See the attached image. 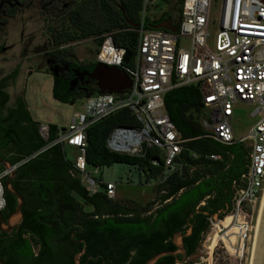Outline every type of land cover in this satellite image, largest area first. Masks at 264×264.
<instances>
[{"label":"trees","instance_id":"1","mask_svg":"<svg viewBox=\"0 0 264 264\" xmlns=\"http://www.w3.org/2000/svg\"><path fill=\"white\" fill-rule=\"evenodd\" d=\"M143 1L119 0L118 21L112 25L111 13L103 3L101 11L108 25L94 32L89 18L86 21L80 18L85 28L63 31L67 36L64 43L112 33L113 44L133 55L137 34L123 17L137 24ZM170 16L165 13L157 20L144 19V27L148 29ZM78 34L81 36L76 37ZM102 40V37L96 40L98 46ZM52 95L65 104L77 100L56 88ZM20 102V120L10 121L9 115L0 120V145H11L16 153L11 163H20L11 185L23 197L19 234L0 255L4 264H73L74 255L84 246L80 264H145L160 252L175 251L171 239L177 232L184 235L186 257H190L209 225V218L201 212L214 215L221 211L220 220L230 212L233 187L240 184V177L246 172L249 148L241 143L222 145L203 137L205 132L194 118V114L203 110L197 87L174 88L163 97L170 121L180 138L188 140L175 161L173 172L166 178L162 167L151 166L156 149H147L143 158H135L111 153L106 148V139L113 128L135 124L127 110L115 112L86 131L89 167L137 166L142 171L139 178L145 183L158 180L156 198L139 208L123 207L116 200L108 199L103 191L89 195L80 184V176L66 160L63 146H51L40 152L46 143L38 134L37 123L32 124L23 98ZM48 127L50 142L56 137L57 126ZM211 155L217 159L210 160ZM5 200L4 211L13 212L15 198L5 192ZM197 210L200 212L195 213ZM155 264L176 262L175 258L164 256Z\"/></svg>","mask_w":264,"mask_h":264},{"label":"built area","instance_id":"2","mask_svg":"<svg viewBox=\"0 0 264 264\" xmlns=\"http://www.w3.org/2000/svg\"><path fill=\"white\" fill-rule=\"evenodd\" d=\"M176 27L174 33L146 29L141 17L132 28L137 45L127 64L124 57L128 52L113 44L112 33L103 34L95 63L118 68L130 79V89L122 95L105 93L84 98L81 112L72 116L67 127L58 129L53 141H48L49 127L39 125L38 134L46 143L40 152L56 145L74 148L72 168L80 176L81 186L89 195L103 191L114 200L116 182L104 181L102 169L86 163V131L115 112L127 110L135 124L113 128L106 148L135 158H143L147 149H156L151 166L162 167L166 178L188 140L180 138L170 121L163 97L174 88L195 86L208 115L207 120L199 121L203 137L222 145L241 143L249 148L246 172L240 184L233 187L229 212L240 225L243 242L247 219L260 204L264 180V0H181ZM212 27L216 32L208 47ZM238 103L253 107L251 116L258 118L241 138H235L230 125ZM208 158L217 159L212 155ZM126 166L142 174L137 166ZM9 171L0 166V212L6 207L3 181Z\"/></svg>","mask_w":264,"mask_h":264},{"label":"flooded vegetation","instance_id":"3","mask_svg":"<svg viewBox=\"0 0 264 264\" xmlns=\"http://www.w3.org/2000/svg\"><path fill=\"white\" fill-rule=\"evenodd\" d=\"M103 3L111 13L110 24H116L120 9L119 0H0V120L8 115L10 121L21 119L22 95L16 96L12 105H9L10 96L7 89L24 67L26 78L38 73L49 75L52 88L74 98L84 99L90 96L91 91L97 92V81L88 78L86 74L94 69L95 55L99 49L96 40L102 35L94 34L87 39L64 43L67 36L65 37L63 31L85 28L86 18H89L94 32L106 27L108 22L103 18L101 11ZM122 12L124 15V11ZM80 18L85 20L80 21ZM123 19L129 25H134L125 17ZM16 22L20 24L21 29L14 37V42L10 27ZM173 23L176 25L177 21ZM32 25L34 31L26 34L25 31ZM79 36L81 35H76ZM80 43L90 46V59L87 62L78 61L75 57L73 44ZM9 63H14V66L5 73L3 67ZM92 65V69H89ZM23 92L24 90L22 94ZM31 122L35 123L32 120ZM1 141L0 138V143ZM12 150L11 145H0V158L11 167L14 166L11 161L15 157ZM4 182L5 179L3 185ZM4 210L0 212V216L3 222L7 223L12 212ZM18 234L19 226L7 233L0 228V255H3Z\"/></svg>","mask_w":264,"mask_h":264},{"label":"rangeland","instance_id":"4","mask_svg":"<svg viewBox=\"0 0 264 264\" xmlns=\"http://www.w3.org/2000/svg\"><path fill=\"white\" fill-rule=\"evenodd\" d=\"M180 0H144L139 17L153 19L159 15L169 13L173 16V21L179 20ZM11 36L19 33L21 27L19 23L11 25ZM39 28V26H37ZM32 25L26 34L32 33ZM216 29L212 27L208 34L207 45L211 47L212 39ZM73 51L78 61L87 62L90 59L89 48L86 43L73 44ZM14 63L5 64L4 72H8ZM25 68V67H24ZM24 68L17 76L13 84H9L8 93L10 104L16 96L22 95L28 109L31 120L37 125H56L61 128L68 126L72 116L82 110L83 99H77L72 104H65L56 101L52 95V81L49 75L42 73L33 74L29 78L25 77ZM5 72V73H6ZM25 77V78H24ZM24 88V89H23ZM253 107L238 103L233 109V116L230 119L235 138H241L247 134L249 129L255 124L258 118L251 116ZM194 118L207 120V111L202 110L199 114H194ZM66 160L73 164L76 151L71 147H64ZM103 180L106 182H116L115 198L120 205L127 208H139L156 198L155 185L141 184L139 174L131 167L123 164H114L110 168L101 170ZM157 205V203L155 204ZM154 205V206H155ZM259 206L256 213L246 222V234L243 242H240L242 233L235 217L226 214L219 222L212 224L209 222L206 232L202 235L201 242L196 252L187 257L182 264H249L251 250L258 218ZM243 221V220H241ZM36 252V249L34 250Z\"/></svg>","mask_w":264,"mask_h":264},{"label":"water","instance_id":"5","mask_svg":"<svg viewBox=\"0 0 264 264\" xmlns=\"http://www.w3.org/2000/svg\"><path fill=\"white\" fill-rule=\"evenodd\" d=\"M132 28H136V24L131 25ZM151 29L154 30H165L168 32H176L177 27L173 24L171 18H167L163 22L150 26ZM130 54L126 53L124 57V63L127 64L130 60ZM88 78L95 79L97 81V92L96 94H115V95H122L125 92H127L130 89V79L128 76L124 73H122L118 68L116 67H108L102 64H95L94 69L91 73L86 74ZM86 96L85 98H87ZM0 166L2 169H10L8 175L5 178L4 182V189L5 192L16 200L15 209L12 212V214L9 216V219L7 223H4L1 216H0V228L3 232H9L12 229L18 227L22 220V213L21 208L23 206V197L21 194L15 190L11 182L13 181L16 173L15 169H13L9 164L5 163L0 158ZM200 211H195V213H199ZM205 216H207L212 224H215L216 222H219V214L221 211L217 212L214 215H209L208 213L201 212ZM223 213V212H222ZM192 215H190L191 217ZM190 233V230L188 231ZM184 235L182 233L177 232L172 236L171 242L175 246V251H164L160 252L151 258H149L145 264H155L160 258L164 256H171L175 258L176 264H182L184 263L186 257V251L184 249V245L182 242V238ZM85 246L83 249L74 255L73 257V264H80L79 259L84 254ZM178 256L181 257L180 260H178ZM0 264H4L3 261L0 260ZM249 264H264V180H263V186H262V194H261V201H260V207L258 212V218L256 223V229L253 239V245L251 250V257H250V263Z\"/></svg>","mask_w":264,"mask_h":264},{"label":"crops","instance_id":"6","mask_svg":"<svg viewBox=\"0 0 264 264\" xmlns=\"http://www.w3.org/2000/svg\"><path fill=\"white\" fill-rule=\"evenodd\" d=\"M180 10V9H179ZM171 15V14H170ZM162 16V14L161 15H159V16H157V17H155V18H153V19H150V20H157L159 17H161ZM169 18H171L172 19V22H173V20H174V18H173V16L171 15ZM178 22V21H177ZM174 24V23H173ZM22 96H23V94H22ZM20 97V99L21 98H23V97ZM27 111H28V109H27ZM29 113V112H28ZM39 125H37V127H38ZM58 129H60V130H62V129H64V128H61V127H59V126H57V131H58ZM74 149V148H73ZM13 154H14V156H16V153H14V151H13ZM140 180H141V182L144 180L143 178H140ZM142 184H143V182H142ZM150 184H153L154 185V182H152V181H150Z\"/></svg>","mask_w":264,"mask_h":264},{"label":"bare ground","instance_id":"7","mask_svg":"<svg viewBox=\"0 0 264 264\" xmlns=\"http://www.w3.org/2000/svg\"><path fill=\"white\" fill-rule=\"evenodd\" d=\"M259 207H260V204H259ZM259 212V211H258Z\"/></svg>","mask_w":264,"mask_h":264}]
</instances>
